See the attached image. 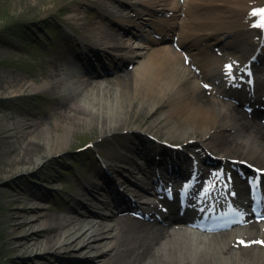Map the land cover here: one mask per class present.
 Returning <instances> with one entry per match:
<instances>
[{
    "label": "bare ground",
    "instance_id": "6f19581e",
    "mask_svg": "<svg viewBox=\"0 0 264 264\" xmlns=\"http://www.w3.org/2000/svg\"><path fill=\"white\" fill-rule=\"evenodd\" d=\"M37 2L28 0L23 6L35 7ZM83 2L84 6L86 2ZM125 3L127 0H103L94 5L100 17L94 20L92 30L87 27L89 22H84L82 40L78 50L75 48L80 51L77 56L73 41L66 43L68 52L61 61L70 69L71 76L81 77L79 84L86 86L87 104L82 102L81 86H66L58 71L54 75L57 111L47 132L30 117L12 118L8 124L0 119V213L3 215L0 257L6 256L4 264H264L262 248H233V238L219 245L189 235L161 242V233H150L143 225H132L130 216L105 212L114 205L111 199L95 204L91 192L99 186L97 178L89 183L82 201L67 210L69 215L62 217L44 211L46 196L40 188L25 185L23 178L30 172L48 186L53 182L52 177L41 173L44 161L64 152L81 127H99L101 134L119 130L151 132L158 142L149 140L154 145L149 155L163 157L165 147L159 142L166 141L186 151L195 152L199 147L198 154L209 150L221 156L224 162L246 159L264 166V127L257 121L243 120L236 103L217 97L208 99L202 87V82H215L209 73L210 68L215 67V59L201 58L200 61L206 60L208 65L197 66L200 68L197 73L182 65L179 53L168 50L165 45H156L148 28L144 29L147 18L142 16L166 6L167 0H134L130 4L131 11L141 20L121 11L120 6ZM239 3L240 0H212L206 12L196 14L199 23H184L178 29L181 44L199 50L203 46L210 49L211 45H218L223 51H255L258 43L246 32L248 23L240 26L246 7ZM46 11L44 8L40 13ZM84 14L85 10L79 5H74L70 11L75 20H85ZM154 21L150 27L156 29L158 19ZM113 22L119 24V28L128 25L129 30L125 34L112 30L107 25ZM234 36L237 38L233 39ZM95 46L117 51L120 60L136 61L135 67L123 77L108 81L103 93L109 98H101V89L95 88L97 85L91 80L92 47ZM107 56L102 53L103 58ZM42 78L41 83L33 86L34 90L47 88L46 77ZM4 83V77L0 76V101L7 86L16 93H24L28 88L22 77H10L7 85ZM93 88L97 91L91 96L89 92ZM214 90L224 97L234 95H228L229 91L218 83ZM157 111L158 117L148 122L150 125L147 120L138 118L139 114L151 115ZM145 124L147 127L141 126ZM128 143L123 146L124 150L131 149ZM120 155L132 171L147 170L135 165L129 152ZM110 170L116 171L114 165H110ZM107 179L111 194L121 197L115 190V180ZM120 182L122 187L134 190L129 179H120ZM104 226H108L106 233L101 231ZM62 250L68 258L61 257Z\"/></svg>",
    "mask_w": 264,
    "mask_h": 264
},
{
    "label": "rangeland",
    "instance_id": "374dc122",
    "mask_svg": "<svg viewBox=\"0 0 264 264\" xmlns=\"http://www.w3.org/2000/svg\"><path fill=\"white\" fill-rule=\"evenodd\" d=\"M27 1L0 0V76L4 77V85H7L6 80H10V77H22L28 85L24 93H16L13 88L8 86L4 88V97L0 101V119L3 124H8L12 118L30 117L33 121L39 122L40 129L47 132L48 125L52 124V120L55 119L54 114L57 111L56 91H54L57 87L50 83L53 81L51 77L54 73V63L66 53L64 41H66V37H69L65 36L63 32L65 30L70 31L66 28V25H69L75 31L71 30L73 33L71 37L77 42L80 39L78 35H81L82 28L84 29V22H89L87 27L92 30L96 18V14L92 13L94 8L92 6L103 0H85L90 3L86 8L85 20H75L70 16L72 7L81 5L82 0H38L35 7L23 6V3ZM44 8H47V11L43 14L40 13V10ZM122 10L124 11V7ZM41 37L44 41L41 40ZM8 40L9 43H7ZM60 68L66 86L71 88L81 86L79 84L81 77L78 74L71 76L65 66L61 65ZM49 73L52 75L45 78ZM43 76L47 81V88L43 91L34 90L33 86L41 83L44 80ZM81 88L82 102L87 104L89 101L88 97L85 96L87 93L86 86H81ZM105 88L100 90L101 98H109V95L105 96L103 93ZM93 91L96 92L97 90L91 89L89 92L91 96H93ZM158 113L159 111L151 115L139 114L138 118L147 120L148 124L158 117ZM141 126L147 127L146 124ZM121 131L111 135L109 132L101 134L99 127L93 129L81 127L76 131L74 138L64 152L44 161L41 173L54 179L49 186L44 181L39 180L37 174L33 172L24 176L26 186L40 188L46 196L43 200L46 213H53L62 217V212L58 211L53 200H61L64 199L61 196H68L72 190L73 178L91 171V168L86 167V164L80 165L81 160L78 158V154L81 152V147L92 145L89 148H92L91 151H94L95 154L100 152L106 157L107 162L117 163L119 162V153L126 142H129L128 147H133L140 140L145 139V135H152L151 132L144 131L128 133L124 130L123 133H119ZM133 156L139 164L140 158L136 155ZM92 159H94L92 162H95V158ZM121 165L125 174L123 176H128V171L131 170L130 165L125 162ZM92 172L86 181L89 182L94 179V170ZM115 174L111 171L114 178H116ZM64 189H66V193L61 194ZM80 191L76 195H80L82 193ZM94 194L96 195V191L93 192ZM74 203L75 199H71L67 205ZM2 219L3 215L0 213V220ZM60 253L63 258L69 257L64 254L63 250ZM5 261L6 256L0 257V264H4Z\"/></svg>",
    "mask_w": 264,
    "mask_h": 264
},
{
    "label": "snow or ice",
    "instance_id": "6c2138e0",
    "mask_svg": "<svg viewBox=\"0 0 264 264\" xmlns=\"http://www.w3.org/2000/svg\"><path fill=\"white\" fill-rule=\"evenodd\" d=\"M262 11H264V10H262ZM228 67L230 68L231 66H228ZM249 111H250V109H249ZM228 179L230 180L231 178L229 177ZM251 179H252V184H253L254 188L258 187L259 184L261 183V181L259 180V173H258L257 177H253ZM241 243H244V242L241 241ZM260 243H264V242H260Z\"/></svg>",
    "mask_w": 264,
    "mask_h": 264
},
{
    "label": "trees",
    "instance_id": "16d2710c",
    "mask_svg": "<svg viewBox=\"0 0 264 264\" xmlns=\"http://www.w3.org/2000/svg\"><path fill=\"white\" fill-rule=\"evenodd\" d=\"M83 154H84V153H81V155H80V156H83Z\"/></svg>",
    "mask_w": 264,
    "mask_h": 264
}]
</instances>
